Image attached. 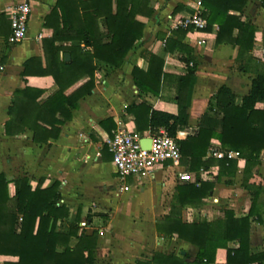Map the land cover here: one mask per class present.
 Segmentation results:
<instances>
[{
  "label": "trees",
  "instance_id": "obj_1",
  "mask_svg": "<svg viewBox=\"0 0 264 264\" xmlns=\"http://www.w3.org/2000/svg\"><path fill=\"white\" fill-rule=\"evenodd\" d=\"M247 1L202 0V8L207 23L203 31L211 32L216 26V45L227 43L238 47L239 69L253 74L250 89L237 101L228 87H219L199 118L196 132L177 140V144L185 171L198 177L200 170L216 167L217 181L233 178L238 160L208 157L211 141L216 140L224 151L238 152L244 165L241 186L251 193L248 214L237 218L232 211L225 210L212 221H188L185 211L198 210L215 184L200 180L197 184H177L168 214L154 227L163 237L197 247V254L189 262L186 255L154 253L148 261L137 264H214L218 249L226 250L224 264H264V251L249 252L252 221L260 222L264 213V186L249 184L252 170L259 165L264 151V106L256 107L258 102L264 104V60L259 61L252 54L256 27L241 18ZM257 1L264 10V0ZM148 5L149 0H58L44 20L51 36L41 41L43 59L26 60L21 73L22 78L50 76L53 89L47 92L25 86L15 90L4 124L5 135H18L27 129L35 144L44 145L57 139L79 102L90 96L95 87V73L101 68L111 71L123 66L126 55L143 36L144 25L136 18L150 17L153 13ZM186 33L187 30L179 29L162 38L164 50L175 53L186 65L184 76L165 74L161 58L147 50L140 52L147 69H132L136 90L141 95L165 98L173 86L177 114L154 110L146 102L131 103L126 110L134 116L136 132L155 133L163 129L176 138L188 127L196 60L191 49L183 44ZM62 42L73 44L56 45ZM65 54L70 56L68 61ZM112 130V126L106 129L108 137ZM103 149L107 151L106 146ZM9 183L5 174L0 173V256L16 258L3 264H97V232L86 234L81 230L78 213L72 223L65 222L69 208L59 203L57 182L47 188L38 182L32 188L31 178L22 175L13 182V196L9 195ZM71 240H76L73 246ZM230 242H237L238 247L228 249Z\"/></svg>",
  "mask_w": 264,
  "mask_h": 264
},
{
  "label": "crops",
  "instance_id": "obj_2",
  "mask_svg": "<svg viewBox=\"0 0 264 264\" xmlns=\"http://www.w3.org/2000/svg\"><path fill=\"white\" fill-rule=\"evenodd\" d=\"M57 1L0 0V173H4L10 182L9 195H14L13 182L22 175L31 178L32 188L38 182L42 188L57 182L61 196L59 203L69 208L65 222L72 223L78 213L81 230L86 234L97 232V264H137L148 261L154 253L165 252L186 255L189 262L193 261L197 247L163 237L154 227L169 212L177 185L173 168L157 171L150 180L128 178L121 181L110 161L111 154L103 148L108 137L106 129L111 126L114 131L120 123L126 130L135 131L134 116L126 110L131 103L146 102L154 110L177 114V106L172 99L173 86L165 93V98L141 95L132 82L131 72L134 67L143 71L147 69V63L140 57V52L147 50L163 60L165 74L184 76L187 73L186 65L177 59L175 53L164 50L162 38L173 35L169 17L192 14L194 0H149L148 7L153 13L150 17L136 18L144 25L143 36L126 55L123 66L111 71L101 68L95 73L94 89L90 96L79 102L71 120L61 127L59 137L48 144L38 145L32 142V133L27 129L18 135H5L4 124L8 120L7 112L15 90L25 86L47 92L53 89L50 76L22 78L21 73L26 60L43 59L41 41L51 36V30L44 27V20ZM23 2L31 9L27 37L20 44L13 45L8 42L10 18L15 6ZM230 14L237 15L234 12ZM241 18L256 27L254 48L264 47V10L259 1L248 0ZM216 30L214 26L211 32L189 31L183 40L195 57L196 70L187 111L189 125L178 133L180 140L196 132L199 118L219 87H228L237 101L250 89L253 74L239 69L240 63L236 60L238 47L227 43L216 45ZM72 44L56 43L58 46ZM263 106L262 102L256 105L257 108ZM212 142L217 143L216 140ZM259 161L252 170L249 184L263 187L264 151ZM243 166V161H238L235 176L219 181L217 172L213 170L207 180L215 184L211 195L204 199L198 210H186L184 217L188 221H212L221 217L225 210L232 211L237 218L246 216L251 205V193L241 186ZM255 178L259 181L256 182ZM211 199H216L217 203H212ZM75 243L76 240L70 241L71 246ZM237 247V242L227 245L228 249ZM263 251L264 213L260 222L252 221L249 252L258 254ZM7 261L14 262L16 258L0 256V264ZM225 262L226 250L218 249L214 264Z\"/></svg>",
  "mask_w": 264,
  "mask_h": 264
},
{
  "label": "built area",
  "instance_id": "obj_3",
  "mask_svg": "<svg viewBox=\"0 0 264 264\" xmlns=\"http://www.w3.org/2000/svg\"><path fill=\"white\" fill-rule=\"evenodd\" d=\"M30 13L31 9L26 2L18 4L12 10L9 43L17 45L26 39ZM169 20H171V30L173 31L181 29L187 30V32H204L207 23L203 17L202 0H194L192 14L177 18L169 17ZM40 37L41 35H38V38ZM253 56L255 59L263 61L264 47L254 48ZM144 140L150 141L149 148H145L141 144ZM177 140H180L178 135L176 138L170 137L163 129H159L155 133H140L128 131L118 123L111 136L105 139L104 145L111 154V163L121 181L127 178L138 181L150 180L155 177L157 171L170 167L175 171L177 184H197L199 180L207 181L213 170L217 172L216 167L208 171L200 170L197 177L196 174L185 171L180 164L181 155ZM207 156L216 160H241L238 152L224 151L220 149L218 142L211 143ZM211 202L217 203V200L211 199Z\"/></svg>",
  "mask_w": 264,
  "mask_h": 264
},
{
  "label": "water",
  "instance_id": "obj_4",
  "mask_svg": "<svg viewBox=\"0 0 264 264\" xmlns=\"http://www.w3.org/2000/svg\"><path fill=\"white\" fill-rule=\"evenodd\" d=\"M69 57H70L69 54H65V55H64V59H65L66 61L69 60ZM141 144H142L145 148H149L150 141H148V140H144V141L141 142Z\"/></svg>",
  "mask_w": 264,
  "mask_h": 264
},
{
  "label": "rangeland",
  "instance_id": "obj_5",
  "mask_svg": "<svg viewBox=\"0 0 264 264\" xmlns=\"http://www.w3.org/2000/svg\"><path fill=\"white\" fill-rule=\"evenodd\" d=\"M127 179H128V178H127ZM255 181H256V182H258V181H259V179H258V178H255Z\"/></svg>",
  "mask_w": 264,
  "mask_h": 264
}]
</instances>
